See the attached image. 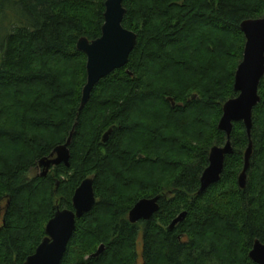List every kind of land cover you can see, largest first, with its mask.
Returning <instances> with one entry per match:
<instances>
[{
  "label": "trees",
  "instance_id": "16d2710c",
  "mask_svg": "<svg viewBox=\"0 0 264 264\" xmlns=\"http://www.w3.org/2000/svg\"><path fill=\"white\" fill-rule=\"evenodd\" d=\"M106 1L0 0V264H24L88 178L96 203L76 221L60 264H254L253 243L264 244V77L245 189L237 179L249 139L235 123L220 181L197 192L210 150L226 143L218 123L237 97L240 24L261 19L264 0L124 1L122 27L136 46L78 113L86 57L76 43L100 37ZM75 122L70 167L31 176ZM160 195L150 221L129 223L138 201Z\"/></svg>",
  "mask_w": 264,
  "mask_h": 264
},
{
  "label": "water",
  "instance_id": "95a60500",
  "mask_svg": "<svg viewBox=\"0 0 264 264\" xmlns=\"http://www.w3.org/2000/svg\"><path fill=\"white\" fill-rule=\"evenodd\" d=\"M124 1L126 0H107L104 4V23L101 27L100 37L91 42L80 38L76 43V50L86 57V83L81 91L78 113L86 106L91 92L101 80L128 64L129 56L136 46L137 36L122 27L125 15ZM240 31L244 36L245 45L242 60L234 76L233 90L237 97L228 100L223 105L222 116L218 123V130L225 134L226 143L222 147H213L210 150L208 166L200 177L197 195H202L212 185L220 181L225 159L233 154L230 138L235 123L243 124L249 139L244 155L243 171L237 179L240 190H244L246 187V172L252 155L250 141L252 115L254 108L260 103L258 88L264 77V15L258 20L242 22ZM192 99L195 100L196 96H193ZM167 101L172 107H175L173 99L168 98ZM178 106L182 107V104H178ZM75 127L76 122L63 145L56 147L48 157L38 161L39 178L47 177L52 168L61 165L65 168L70 167L69 146ZM111 132L112 129L109 128L102 136L103 144L107 143ZM93 184L92 178L81 182L73 194L71 211H61L57 208L53 218L46 224L45 238L24 264L61 263L75 231L76 221L88 214L96 203ZM160 197L161 195L138 201L128 213L129 223L134 225L150 221L159 211ZM185 217L186 213H182L173 220L170 230L172 231L179 223L183 222ZM103 252L104 246L101 245L92 258H98ZM248 257L254 264H264V244L255 240Z\"/></svg>",
  "mask_w": 264,
  "mask_h": 264
},
{
  "label": "rangeland",
  "instance_id": "374dc122",
  "mask_svg": "<svg viewBox=\"0 0 264 264\" xmlns=\"http://www.w3.org/2000/svg\"><path fill=\"white\" fill-rule=\"evenodd\" d=\"M6 23H7V22H6ZM4 27H5V25L3 26V28H4ZM5 30H6V28L0 31V39L3 38ZM37 173H40V169H38L37 172H35V173H31V176H34V175H36ZM57 208H58V207H57ZM58 209H59V208H58ZM3 213H4V203L2 204V206H1V208H0V226L2 225V219H3V216H4ZM139 247H140V246H139ZM138 252L140 253V248H139ZM139 264H141V259H140V258H139Z\"/></svg>",
  "mask_w": 264,
  "mask_h": 264
},
{
  "label": "flooded vegetation",
  "instance_id": "af4514ba",
  "mask_svg": "<svg viewBox=\"0 0 264 264\" xmlns=\"http://www.w3.org/2000/svg\"><path fill=\"white\" fill-rule=\"evenodd\" d=\"M37 170L38 169H35L34 171H33V173H35V172H37ZM51 171V170H50ZM39 173H37L36 175H38ZM49 174V173H48ZM5 213V212H4ZM4 213H3V215H4ZM140 223V222H139Z\"/></svg>",
  "mask_w": 264,
  "mask_h": 264
}]
</instances>
